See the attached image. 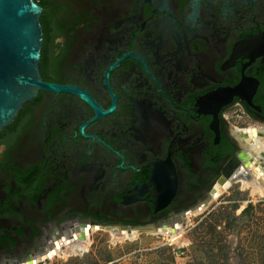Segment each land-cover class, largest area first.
Instances as JSON below:
<instances>
[{
  "label": "flooded vegetation",
  "instance_id": "obj_1",
  "mask_svg": "<svg viewBox=\"0 0 264 264\" xmlns=\"http://www.w3.org/2000/svg\"><path fill=\"white\" fill-rule=\"evenodd\" d=\"M35 1L42 79L68 90L0 132V264L89 220L177 231L264 184V0Z\"/></svg>",
  "mask_w": 264,
  "mask_h": 264
},
{
  "label": "rangeland",
  "instance_id": "obj_2",
  "mask_svg": "<svg viewBox=\"0 0 264 264\" xmlns=\"http://www.w3.org/2000/svg\"><path fill=\"white\" fill-rule=\"evenodd\" d=\"M203 208L187 218L178 241L152 232L119 241L116 232L97 230L85 253L67 249L44 264H264V192L236 184Z\"/></svg>",
  "mask_w": 264,
  "mask_h": 264
},
{
  "label": "water",
  "instance_id": "obj_3",
  "mask_svg": "<svg viewBox=\"0 0 264 264\" xmlns=\"http://www.w3.org/2000/svg\"><path fill=\"white\" fill-rule=\"evenodd\" d=\"M42 12L43 9L35 0H0V132L14 122L23 106L33 101L41 90L54 92L68 90L47 84L42 79L40 73L43 46ZM88 223L108 231L150 230L131 226H104L98 221L90 220L86 222ZM58 238H63L62 234L48 247L47 254L41 253L37 259L39 264L45 263L55 254L56 249L60 248ZM31 257L26 255L7 263H33Z\"/></svg>",
  "mask_w": 264,
  "mask_h": 264
},
{
  "label": "bare ground",
  "instance_id": "obj_4",
  "mask_svg": "<svg viewBox=\"0 0 264 264\" xmlns=\"http://www.w3.org/2000/svg\"><path fill=\"white\" fill-rule=\"evenodd\" d=\"M256 144L259 148L258 151L264 152V141L258 140L256 142ZM243 186H244V188H248V189L252 188L253 192H255V191L264 192V184H259L257 182H244ZM225 188H222L219 192H217L213 196V199H217L218 197H220V195L225 191ZM204 208H202V209L200 208L199 210L201 211ZM97 230H103V228L95 227V228L91 229V226L88 225L87 228H85L81 232L73 233V234L71 233L68 237L63 236V238H61V240H64V243L61 244L60 243L61 240H59L60 248L56 249L55 254L51 255V258H48L45 261V263L47 261L53 259V257L57 256L61 252L66 251L67 249L69 251L67 254L80 255V254L85 253L88 250V247H89L88 245L90 244L91 237H92L93 233ZM161 231H163V232L155 231L152 233L153 234L168 235L171 237L172 241H178L182 237V234H183V228H179L177 231H174V229H171V231H169V232H168V230H166V231L161 230ZM111 232H113V231H111ZM138 234L139 233L137 231L131 232V230H129V231H125V232H122L119 234L118 233L114 234V238H115V240H119V241L124 240V239L133 240L138 236ZM67 239H69V240H67ZM37 259H30L31 261H34L35 263L33 262V263H28V264H39Z\"/></svg>",
  "mask_w": 264,
  "mask_h": 264
}]
</instances>
